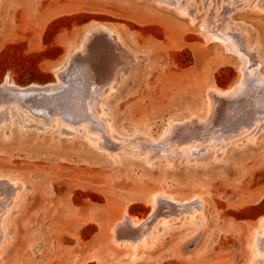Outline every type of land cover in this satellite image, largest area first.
<instances>
[{"label":"rangeland","instance_id":"obj_1","mask_svg":"<svg viewBox=\"0 0 264 264\" xmlns=\"http://www.w3.org/2000/svg\"><path fill=\"white\" fill-rule=\"evenodd\" d=\"M204 22L226 34L249 37L245 48L252 47L253 60L261 65L250 73L254 80L236 100L219 94L235 89L242 62L226 44L207 42ZM99 25L118 34L122 52L131 55L129 61L112 49L113 41L100 52L93 46V38L98 44L104 36L100 30L93 31L87 56L70 64L68 54L86 31ZM100 57L103 64L97 62ZM261 58L264 0H0V103L7 106L15 97L4 87L7 81L22 88L32 84L45 88L43 95L26 100L16 95L14 100L47 118L49 108L69 104L74 90L83 88L87 108L94 92L99 94L121 70L99 105L100 115L116 127L115 142L126 144L121 153H112L94 144L104 142L99 134L73 133L69 124L64 127L69 134L63 130L59 135V127L40 130L33 125L36 118L26 116L19 105L18 110L9 109L15 117L21 114L15 127L2 128L0 123V177H10L15 186L24 188L7 222L0 224L6 233L0 243V264H249L250 241L264 217ZM64 63L57 77L55 71ZM80 64L96 69L93 87L78 82L85 81L79 75L88 69ZM207 102L212 104L210 113ZM239 103L246 108H238ZM4 117L0 115V120ZM206 118L213 123L205 135L201 125ZM183 146L187 152H181ZM155 193L165 195L157 212L152 205ZM184 201L192 202L187 208H195L174 212ZM124 213L137 221L157 216L148 226L155 241L137 252L135 261L128 247L116 246L129 242L134 247L135 235L124 238L123 227L117 234L119 243L111 238L116 235L111 228Z\"/></svg>","mask_w":264,"mask_h":264},{"label":"bare ground","instance_id":"obj_2","mask_svg":"<svg viewBox=\"0 0 264 264\" xmlns=\"http://www.w3.org/2000/svg\"><path fill=\"white\" fill-rule=\"evenodd\" d=\"M178 2V1H177ZM256 6V5H255ZM255 6H253L254 8H256ZM258 12H260L261 13V11H258ZM212 21V20H211ZM211 21H209V22H211ZM209 22H204V23H207V26L205 25V26H203V31H205L206 32V34L208 35V37H209V39L210 40H208L207 39V42L209 43L211 40H214L215 42L216 41H218V42H220V43H222V44H226V47H227V49H231L232 51H234L235 53H236V55H238V58L241 60V62H242V64H241V76H240V79H239V82H238V84L235 86V89H233V90H231V91H227V92H225L224 93V91H223V94H219V95H222V96H225L226 97V99H228L229 101L230 100H236L238 97H239V95L242 93L241 92V90L243 89V90H246L245 88L248 86V83H249V81L251 80V78L254 80V77H253V75H251L250 73H252L253 74V72L254 71H256V72H258L259 71V68L258 67H260L261 65L260 64H257L256 63V61H254L253 60V56H252V54H251V52L249 51V49H252V47L249 45V44H247V46L249 45L250 47H248V48H245L246 47V42H247V39L249 38H247L246 39V37L244 36L243 38H242V36H241V34H237V33H228V34H226V33H224L223 31L221 32V31H218L216 28H213V26H212V28H211V26L208 24ZM203 23V24H204ZM212 24V23H211ZM213 24H214V22H213ZM212 24V25H213ZM224 25V24H223ZM215 26V25H214ZM217 26V25H216ZM228 28H229V26H228ZM233 28H234V26H233ZM237 28V27H236ZM227 28H225V30H226ZM241 29V28H240ZM100 30H102V31H104V36L101 38V37H99V38H101L100 39V42L97 44V38H93L94 40L96 39V41L94 42V44H93V42H91L92 41V33H93V31H100ZM101 31V32H102ZM231 31H233V30H231ZM230 31V32H231ZM241 31V30H240ZM117 33L115 32V31H113L112 29H110L109 27H106L105 25H99V26H97V28H93V29H89L88 31H86V33L83 35V38L81 39V41H80V43L76 46V47H74V49L72 50V52H70L69 54H68V56H67V60H70L71 62H70V64H74V63H77L79 60L78 59H80V58H84L85 56H87V53H88V48L90 49V47H92V44H93V46H96V48L97 49H99V48H101L102 46H105V47H109V45L108 44H110L112 41V44H114L115 45V47H113L112 45L110 46V48L111 47H113L112 49H116V52H117V54L118 53H120V56H121V52H122V50H124V48L122 47V45H121V43H120V40H119V38L117 37ZM245 35V34H244ZM105 37V38H104ZM107 42H109V43H107ZM248 43V42H247ZM253 46V45H252ZM104 47V48H105ZM225 47V46H224ZM254 47H256L255 45H254ZM109 48V49H110ZM93 49H94V47H93ZM102 49V48H101ZM258 49V48H257ZM103 50V49H102ZM105 50V49H104ZM108 50V49H107ZM106 50V51H107ZM91 51V50H90ZM95 51V50H94ZM96 51H98V50H96ZM252 51V50H251ZM92 52V51H91ZM99 52H100V49H99ZM99 52H98V55H99ZM90 53V52H89ZM103 53V52H102ZM105 53V52H104ZM104 53H103V55H104ZM122 53H124V55H126L125 57V60L127 59L128 61H129V57L131 56V55H129L127 52H122ZM95 54V53H94ZM94 54H90L91 56H95ZM116 54V55H117ZM98 55H96V56H98ZM113 55V54H112ZM110 56V55H109ZM107 57V56H106ZM106 57H105V59H106ZM114 57V56H113ZM92 58L93 57H89V59L92 61ZM96 58V57H95ZM101 58H103L104 59V57H100V58H98V59H100L99 61H97V62H100L101 61ZM120 58V57H119ZM260 58V57H259ZM108 59V58H107ZM113 59H115V58H113ZM117 59V58H116ZM115 59V60H116ZM262 59V58H261ZM87 60V59H86ZM109 60H110V58H109ZM109 60L107 61V62H109ZM123 61H124V59H122ZM263 60V59H262ZM261 61V60H260ZM264 61V60H263ZM84 62V61H83ZM111 62V61H110ZM80 63V62H79ZM90 63V62H89ZM93 63V62H92ZM106 63V61L104 62V64ZM121 63V62H120ZM120 63H118V64H120ZM65 64L66 63H64L63 64V66H62V68H59V69H57L55 72H56V74H57V77H58V75H59V73L61 72V69H63V67L65 66ZM88 64V63H87ZM98 64V63H97ZM101 64H103L102 63V61H101ZM112 64V63H111ZM84 65H86V64H84ZM84 65L82 64H80V66H83L84 67ZM90 65V64H89ZM106 65V68L108 69V67L107 66H109V65H107V63L105 64ZM116 65V64H115ZM70 66V65H69ZM91 66H93V65H91ZM94 66H96V64L94 65ZM124 66V65H123ZM90 67V66H89ZM89 67H84V68H88L89 69ZM98 69H100V66L98 65ZM105 67V66H104ZM110 67H113V66H110ZM109 67V69H110V72H113L112 71V69ZM119 67H121V66H119ZM91 68V67H90ZM258 68V71L256 70ZM80 69V68H79ZM86 70V72L84 73L83 71H82V76H81V74L79 75L80 76V78L82 79V77H85L84 79H85V81H83V80H78V82L80 81H82V82H84L85 83V85H87V86H90V88H91V86L93 85L94 86V84H95V80H97L96 79V75H94V73H93V71H94V69H93V67H92V70L93 71H91L90 69L89 70ZM102 69H104L105 70V68H103L102 66H101V70ZM108 69V70H109ZM70 69H68V71H69ZM82 70V69H81ZM96 70V69H95ZM63 71V70H62ZM67 71V70H66ZM116 71V70H115ZM118 71V70H117ZM116 71V72H117ZM123 71V70H122ZM65 72V71H64ZM95 73H96V71H94ZM103 72L104 71H102V72H100V71H98V73H99V75H101V74H103ZM106 72H108V71H106ZM120 72H121V70H120ZM114 73V74H116L114 77H113V79L112 80H109V82H107V81H105L104 80V82L106 83L107 82V84L103 87V89H102V91H101V89H99L100 91V93L99 94H97V92L95 91L94 93H96V95H95V97L92 99V98H90V99H92V102H91V100H90V103H92V105H90V107H87L86 108V105H87V103H88V101H89V99L86 101V93L83 91V88L82 89H80V90H74V92L71 94L72 96H71V98L73 99V102H71L72 101V99H71V101L69 102V104H68V102L66 101V102H63V103H60L59 104V106H57V108H49V110H47L48 112V115H49V117L47 118V115H41V114H39V113H36L34 110L35 109H31V110H33V111H31L30 110V108L29 109H25V107L23 108V107H20L21 105H19L18 104V100L16 99V100H14L15 99V97H16V95H17V97L18 96H20V99H22V98H24L25 100L27 99V98H33V97H35L36 95H38L39 93H41V92H44V90H45V88H43L41 85L40 86H38V85H30V86H28V87H24V88H22V87H20V86H17L16 84H14V83H10V82H8L7 83V81H5L6 82V85L4 86L6 89H7V92H9L10 94H12V95H14L15 97H14V99H12L11 97H13V96H11L10 98H11V100L12 101H9V100H7V101H9V104L7 103V106L6 105H4L3 106V104H1L0 103V115L3 117V116H5L2 120H0V123L2 124V128L3 127H6L7 125H13L14 127L15 126H17L18 125V120H17V116H19L21 113H18V115L15 117V115L12 113V112H10V114L8 113V110L9 109H12V108H15L16 110H18V108L16 107V106H18V107H20L22 110H25L26 111V116H27V114H29V116H32V117H34V118H36V121L35 122H33V123H35V124H33V125H35L36 127H39L40 128V130L42 129V128H44V130L45 131H51V130H53V129H55V128H57V127H59L60 128V130H59V132H58V134L60 135V134H62V131L63 130H65L66 128H64L65 127V125L66 124H69L70 126L67 128V129H71V131L73 132V133H86V131L87 132H90V133H92V134H99V135H101V139L104 141L103 143H99L97 140H95V143L94 144H96V145H98V148H101V149H106V150H108V151H110V152H112V153H115V152H119V153H121L123 150H125L126 148V144H124V143H122V144H118V143H116L115 142V138L116 137H118L117 136V130H116V127H114V124L112 123V124H109V122H108V120L107 119H105L102 115H100V113L102 114V108L100 107V105H99V101H100V98L104 95V93L105 92H107L108 90H110V88H112L113 87V84H114V82H115V80L117 79V77H119L118 75H120L121 73ZM79 73H80V71H79ZM101 73V74H100ZM67 74V73H66ZM105 74V73H104ZM111 73H109V75H110ZM260 74V73H259ZM108 75V74H107ZM263 75V74H262ZM68 76V75H67ZM74 76V75H73ZM78 77V76H77ZM255 77H256V75H255ZM258 77V76H257ZM74 77H72V79H73ZM98 78V77H97ZM100 78V77H99ZM107 79L109 78V77H106ZM60 79V78H59ZM69 79V78H68ZM104 79V78H103ZM106 79V80H107ZM75 80H76V78H75ZM253 80L251 81V83L253 82ZM261 80H263L262 78H261ZM100 81V80H99ZM102 81V80H101ZM100 81V82H101ZM60 81L58 80V83H59ZM103 82V81H102ZM101 82V83H102ZM71 83H73V82H71ZM55 84H57V83H55ZM67 84V83H66ZM79 84V83H78ZM82 84V83H81ZM97 84V83H96ZM253 84V83H252ZM47 85V84H46ZM67 85H69V84H67ZM66 85V86H67ZM76 85V84H75ZM99 85V84H98ZM249 85H251V84H249ZM254 85V84H253ZM253 85H251L250 87H252ZM255 85H256V83H255ZM3 86V85H2ZM49 86V85H48ZM56 86H58V85H56ZM65 86V87H66ZM72 86V85H71ZM80 86H82V85H80ZM92 86V87H93ZM257 86V85H256ZM262 86V85H261ZM1 87V86H0ZM51 87V86H50ZM70 87V86H69ZM76 87V86H75ZM75 87H73L74 89H76V88H78L79 87V85L75 88ZM249 87V88H250ZM254 87V86H253ZM259 87H260V84H259ZM62 88H64V87H62ZM66 88H68V86L66 87ZM65 88V89H66ZM72 88V87H71ZM95 89H96V87H94ZM98 88H100V86L98 87ZM240 90H239V89ZM256 88V87H255ZM254 88V89H255ZM52 89V88H51ZM64 89V90H65ZM85 89V88H84ZM211 90L213 89V88H210ZM210 89H208V90H210ZM215 89V88H214ZM252 88H250V90L248 89L247 90V92L249 91H252L251 90ZM261 89V88H260ZM47 90V89H46ZM63 90V91H64ZM207 90V91H208ZM219 89H217V91H218ZM258 90V89H257ZM51 91V90H50ZM53 91H55V90H53ZM59 91V90H58ZM47 92V91H46ZM87 92V91H86ZM209 92V91H208ZM207 92V93H208ZM221 92V91H220ZM246 92V93H247ZM248 92V93H249ZM49 93L50 92H48V95H49ZM55 93V92H54ZM53 93V94H54ZM206 93V94H207ZM251 93V92H250ZM42 94V93H41ZM45 94H47V93H45ZM252 94V93H251ZM6 95H8V94H6ZM43 95V94H42ZM88 95V94H87ZM249 95V94H248ZM1 96V95H0ZM40 97H41V95H39ZM90 96V95H89ZM89 96H88V98H89ZM91 96H92V93H91ZM22 97V98H21ZM209 97V96H208ZM220 97V96H219ZM3 97H1V101H3V99H2ZM57 98V97H56ZM59 98V97H58ZM224 98V97H223ZM222 97H221V99L220 100H222L223 99ZM248 98H250V97H248ZM6 99V98H5ZM19 99V98H18ZM35 99V98H34ZM33 99V100H34ZM209 99H210V97H209ZM244 99V98H243ZM252 99V98H251ZM250 99V100H251ZM36 100V99H35ZM54 100H56V99H54ZM68 100V99H67ZM227 100V101H228ZM247 100V99H246ZM39 101V100H38ZM52 101V100H51ZM95 101H97L96 103H95ZM254 102H255V100H253ZM5 102V101H4ZM59 102V101H58ZM57 102V103H58ZM61 102V101H60ZM221 102V101H220ZM224 100H223V104H224ZM234 102V101H233ZM237 102V101H236ZM247 102H249V101H247ZM253 102V103H254ZM24 103V102H23ZM44 103V102H43ZM43 103H41V104H43ZM49 103H51V104H55V102L54 103H52V102H50L49 101ZM208 103V102H207ZM206 103V104H207ZM211 103V102H210ZM210 103H208V113H210L211 112V108H212V104H210ZM35 104V103H34ZM39 104V103H38ZM51 104H49V105H51ZM229 105H230V103H228ZM235 104V103H234ZM25 105V104H24ZM23 105V106H24ZM28 105V104H27ZM26 105V106H27ZM216 105V104H215ZM224 105H226V104H224ZM228 105V106H229ZM239 105H240V103H239ZM35 106H36V104H35ZM39 106H41V105H39ZM54 107H56L55 105H53ZM88 106V105H87ZM43 107V106H42ZM232 109H234V111H237V112H239V110L236 108V107H232V106H230ZM242 107H243V105H240V106H238V108H240L241 110H242ZM245 108H246V106H244ZM243 107V108H244ZM88 108H89V110H88ZM218 108V107H217ZM220 108V107H219ZM252 108V107H251ZM222 109V108H221ZM253 109V108H252ZM40 110H42V109H40ZM42 111H44V110H42ZM46 111V110H45ZM216 111H217V109H216ZM223 111V110H222ZM225 111V110H224ZM230 111H232V110H230ZM245 112H246V110H244ZM247 111H248V109H247ZM41 112V111H40ZM46 113V112H45ZM207 113V114H208ZM219 113H220V111H219ZM246 113H248V112H246ZM250 113V112H249ZM13 114V115H12ZM22 114H24L23 112H22ZM215 114V113H214ZM224 114V113H223ZM209 115V114H208ZM216 115H217V113H216ZM225 115V114H224ZM241 115V114H240ZM239 115V116H240ZM22 116V115H21ZM46 116V117H45ZM219 116V118L220 119H224L223 117H222V115L220 116V115H218ZM264 116V115H263ZM45 117V118H44ZM207 117V116H206ZM60 118V119H59ZM213 118H214V116H213ZM264 118V117H263ZM197 120H200V119H198V118H196ZM228 119H230V118H228ZM27 120V118H23V121H26ZM191 120V119H190ZM195 120V119H194ZM215 120H217V119H215ZM231 120H233L232 118H231ZM231 120H227V121H229V122H231ZM96 121H98V124H96V125H94L95 123H97ZM188 121V120H187ZM186 120H185V122H187ZM196 121V120H195ZM194 121V122H195ZM201 122L203 121V120H200ZM218 121V120H217ZM261 121H263V119L261 120ZM38 122H42V123H38ZM200 122V123H201ZM234 122V121H233ZM255 122V121H254ZM258 122H260V121H258ZM175 123V122H174ZM182 123H184V122H182ZM192 123V122H191ZM199 123V124H200ZM213 122L212 121H210L209 119H207L206 118V121H205V123H204V125H201V126H203L202 128H203V130H202V133L203 134H205L206 135V133L208 134V129H209V127L211 126V124H212ZM232 123V122H231ZM202 124V123H201ZM220 124V123H219ZM226 124V123H225ZM224 124V125H225ZM233 124V123H232ZM257 124V123H256ZM193 125V124H192ZM234 125H237V124H234ZM173 124L171 123V124H169V127H167V133L165 132L164 134L167 136V134L169 133L170 134V130L173 128ZM228 125L226 124V127H227ZM232 126V125H231ZM252 126V125H251ZM13 127V128H14ZM184 127V126H183ZM240 127V126H239ZM195 128V127H194ZM199 128H200V126H199ZM214 128V127H213ZM219 128V127H218ZM228 128V127H227ZM233 128V127H232ZM245 128V127H244ZM223 129V128H222ZM222 129H220V131L222 132ZM236 129H237V127H236ZM243 129V128H242ZM185 130V129H184ZM187 130H189V129H187ZM200 130V129H199ZM198 130V131H199ZM210 130V129H209ZM245 130V129H244ZM243 130V131H244ZM176 131H177V129H176ZM192 131V130H191ZM195 131V130H194ZM193 131V132H194ZM232 131V130H231ZM239 131V130H238ZM242 131V130H241ZM66 134H69V133H71V132H67L66 130L64 131ZM192 132V133H193ZM248 132V131H247ZM72 133V134H73ZM183 133V132H182ZM190 133V132H189ZM200 133H201V130H200ZM234 133V132H233ZM236 133H238L237 132V130H236ZM174 134H175V132H174ZM178 134V133H177ZM176 134V135H177ZM181 133L179 132V134H178V136L180 135ZM194 134V133H193ZM198 133H196V135H197ZM222 134V133H221ZM232 134V133H231ZM172 135V134H171ZM176 135H175V137H176ZM188 135V134H187ZM190 135H192V134H190ZM195 135V134H194ZM195 135V136H196ZM199 135V134H198ZM201 135V134H200ZM235 135V134H234ZM164 136V135H163ZM163 136H160V142L161 141H163L164 139H166L165 138V136L163 137ZM189 136V135H188ZM10 137V136H9ZM142 137V136H141ZM146 137V136H145ZM170 138H171V136H169ZM169 137H168V139H169ZM174 137V136H173ZM172 137V138H173ZM174 137V138H175ZM202 138H203V136H201ZM209 137H212V138H214L213 136H209ZM87 138H90L89 136H87ZM148 138V137H147ZM150 138V137H149ZM152 138V137H151ZM183 139H185L184 138V136L182 137ZM216 138H219V137H217L216 136ZM180 139V138H179ZM198 139H199V137H198ZM226 139V138H225ZM144 140V139H143ZM150 141H148L149 143H156L157 141H153L152 139H149ZM152 140V141H151ZM169 140H171V139H169ZM176 140H178L177 139V137H176V139H175V141ZM188 140V139H187ZM190 140V139H189ZM205 140V139H204ZM208 140V139H207ZM139 141V140H138ZM166 141V140H165ZM180 141V140H179ZM215 141V140H214ZM218 141V140H217ZM158 142H159V140H158ZM169 141H167V143H168ZM171 142V141H170ZM177 142V141H176ZM182 142V141H181ZM180 142V143H181ZM189 142V141H188ZM205 142V141H204ZM135 143H136V141H135ZM162 143V142H161ZM172 143V142H171ZM178 143V142H177ZM186 143V142H185ZM201 143H202V140H201ZM206 143H207V141H206ZM205 143V144H206ZM211 143H213V141H211ZM216 143V142H215ZM164 144H165V142H164ZM187 144V143H186ZM140 145V144H139ZM155 145V144H154ZM156 145H157V143H156ZM161 145V144H160ZM174 145V144H173ZM181 145V147H182V145L183 144H180ZM199 145V144H198ZM143 146V145H142ZM153 146V145H152ZM165 146V145H164ZM172 146V145H171ZM186 146V145H185ZM185 146H183L184 148L183 149H181V152H185L186 151V148H185ZM190 146H192L191 144H190ZM201 146V145H200ZM150 147V146H149ZM170 147V146H169ZM175 147V146H174ZM187 147V146H186ZM173 148V147H172ZM192 148V147H191ZM153 149V148H152ZM98 151H99V149H97ZM145 150V149H144ZM147 150H149V149H146V151ZM155 150V149H154ZM170 150H172V149H170ZM175 150V149H174ZM101 151V150H100ZM157 152H159V151H157ZM187 152V151H186ZM134 153V155H138V153H136L135 151L133 152ZM158 154H160V153H158ZM157 155V154H156ZM147 157V156H146ZM148 157H150V156H148ZM147 157V158H148ZM152 158V157H151ZM23 188H24V185H20V186H15V182L10 178V177H0V224H1V226H2V223L4 224V223H6L7 222V220H8V218H9V215H10V211H11V208H12V206L16 203L15 201H17V198L21 195L20 194V192L21 191H19V190H23ZM19 191V192H18ZM165 195L164 194H162V193H155L153 196H152V205H153V211L154 212H157V209H158V207L162 204V199L161 198H165L164 197ZM171 198V197H170ZM172 199V198H171ZM198 200H200V198H198ZM178 202V201H177ZM179 203V202H178ZM192 202H189V201H184V202H181L180 203V207L178 206V208H180V209H178L177 211H174V212H176V213H178V214H182L183 212H185V211H191L193 208H195L194 206H193V208H187V206L188 205H190ZM195 205V204H194ZM198 205V204H197ZM185 208H186V210H185ZM175 210V209H174ZM156 214V213H155ZM153 215V214H152ZM157 217V216H156ZM155 217V218H156ZM155 218H154V220H155ZM154 220H152V218H148V219H146V220H144V221H141V220H139V221H137V219L135 218V217H130L129 216V214L127 215L126 213H124L123 214V216H122V218H121V220H119L118 222H116V224L111 228V231L112 232H116V235H112V241L113 242H117V243H119L120 242V239H118V235H120V233H119V231H120V229H122L123 227V229H122V233L124 232V234L123 235H127V236H125L124 238H127L128 236H131V235H135L136 236V238H131L132 239V241H133V243L135 244V246L134 247H132L131 246V244L129 243V242H124V243H119V244H116V246L117 247H122V246H126V247H128V249L130 250V252H131V260L132 261H135L136 260V258H137V252H139L140 250H144V249H146L150 244H152L154 241H155V236H156V234L150 229V228H148V226L154 221ZM167 223V221H162V224H166ZM125 224H127L126 226H124ZM135 229H139L138 231H134ZM148 229H150L149 230V232H146V235L144 236L143 234H142V232L143 231H147ZM119 233V234H118ZM118 234V235H117ZM6 235V233H5V231H3L1 228H0V243H1V240L4 238V236ZM143 235V236H142ZM134 239V240H133ZM136 240V241H135ZM138 241V242H137ZM140 241H145L144 243H140ZM137 242V243H136ZM249 264H264V217H262L260 220H259V226L256 228V230L254 231V233H253V236H252V239H251V241H250V255H249Z\"/></svg>","mask_w":264,"mask_h":264}]
</instances>
